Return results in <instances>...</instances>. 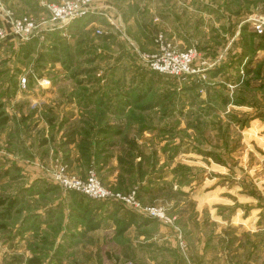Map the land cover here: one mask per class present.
Returning <instances> with one entry per match:
<instances>
[{"label":"rangeland","instance_id":"1","mask_svg":"<svg viewBox=\"0 0 264 264\" xmlns=\"http://www.w3.org/2000/svg\"><path fill=\"white\" fill-rule=\"evenodd\" d=\"M66 1L71 0H0L13 18L46 26L28 40L12 34L0 40V264L264 262L251 235L235 241L229 229H218L207 215L264 211V190L253 171L264 159V139L244 137L249 126L244 121L255 113L226 111L223 77L212 81L204 76L211 65L206 57L214 58L225 44L214 35V50H208L205 32L211 28L199 18L206 15L202 5L186 0L199 8L195 13L177 1L172 7L173 0H166L171 3L166 11L157 9L162 0H94L79 28L73 23L54 30L45 4ZM227 1L234 12H247L243 23L250 18L264 23V0ZM4 24L0 14V28L10 33ZM242 27L249 32L244 35L248 50L261 49L264 31ZM237 28L232 22L223 27L226 43ZM104 37H110L107 44ZM158 39L178 53L195 50L192 68L197 73L169 76L149 70L143 58L159 51ZM260 54L246 64L262 60L254 73L245 75L249 68L244 70L245 84L264 81ZM113 66L118 74L109 76ZM255 94L244 88L228 98L234 104L255 102L256 113L263 114L264 90L257 92L260 101ZM93 97L94 108L88 111L84 105ZM205 101L207 108H201ZM195 103L202 113L191 109ZM221 164H228L227 174L221 175ZM62 168L69 180L95 174L114 195H135L137 207L63 190L56 182ZM157 177L165 179L160 185L165 190L157 193L155 186L147 187L155 192L141 199L143 186ZM206 179L214 186L225 182V190L232 193L206 197L211 185ZM172 180L182 189L174 188ZM238 186L245 187L246 198ZM119 208L128 211L120 215L115 211ZM151 210L160 215L154 217ZM126 212L149 226L131 225L124 219ZM69 227L75 231L62 243ZM210 242L213 247L206 250Z\"/></svg>","mask_w":264,"mask_h":264},{"label":"crops","instance_id":"2","mask_svg":"<svg viewBox=\"0 0 264 264\" xmlns=\"http://www.w3.org/2000/svg\"><path fill=\"white\" fill-rule=\"evenodd\" d=\"M174 1H177V4L181 5L182 9L183 7L187 8L188 11H192L195 13H198V9L194 6H191V4L188 2V4L186 3V0H173L172 1V7H177V5L174 3ZM182 1V2H181ZM197 2L200 4V6L202 5V9L205 10L206 15L204 13L199 14V18L200 19H205L206 21H208L210 23V30H207L205 32L206 37L205 41H209L208 44H210L208 46V50H214L211 49V47L213 46V41L216 42L215 39H210L212 38L214 35H220L222 42H224L222 45H224L221 49L220 52H216L214 58L212 56H208L206 57V59H208V62L211 63V65H209L208 69H206L204 76L211 78L212 81H215L218 78H222L221 80L224 81V85L222 86V91L224 92V94H226L227 98H226V111L229 112V110L231 108H237L236 111H238L237 113L241 114L243 112H248V111H252L255 114L251 115L250 117H248V119H246L244 122L249 123V126L247 127V129L243 132L244 137H246V139L249 140H260L262 141V138L264 139V113L262 114V112L260 114H257L256 112H258L256 110V104L255 102H251V103H243V104H234L231 100V98H228L232 95H237L241 92L244 91L245 89L248 90H253L256 94V99L257 101H260L259 98L257 97V92L259 91H263L264 90V81L259 83L258 85H253L250 83H246L245 81H243V74H244V70L246 68L245 71V75H249L250 73H254L257 68H259L262 64V60H259L258 64H249L246 65L247 63H249V60L255 56L256 54H260V53H264V46L261 48L262 51L260 52L258 49L257 51L254 52H250L249 49V44L246 42V33L249 32H245L242 27L243 21L245 20V18H247V12L245 10H241L238 12H234V10H231V5L227 0H221L220 2L218 1H214V0H197ZM235 2V1H234ZM168 4V5H166ZM171 3L166 2V0H162L161 2L158 3L157 5V9L159 11L163 10H168L171 9L170 8ZM246 14V15H245ZM207 16V18H205ZM191 18V17H189ZM197 18V16H196ZM202 19V20H203ZM163 24L164 22L161 21ZM232 22V25H236L237 31L235 32L236 36L232 39V41H229V43H226V40L228 39V33H225L223 31V27L228 26V23ZM231 26V24H229ZM85 28V26L82 28V30ZM80 30V31H82ZM241 38L239 40H236L237 37ZM225 38V39H224ZM110 37H104L102 43L103 44H107V42H109ZM95 49V51L99 52V49L97 48H93ZM261 55V54H260ZM214 59V60H212ZM251 59V60H252ZM250 60V61H251ZM258 61V60H257ZM246 65V67H245ZM119 68L117 66H113V68L109 71V76H115L118 74V70ZM108 75V74H107ZM235 81V82H233ZM95 95V92L93 94V96ZM99 95V94H97ZM221 95V94H220ZM128 95H125L124 98H128ZM96 98V96H94ZM94 97L93 99L89 102V100H87V106L84 105V107H88V111L92 110V108H94ZM217 95L215 96V98L213 99V101L217 100ZM97 99V98H96ZM259 103V102H258ZM199 103H195L192 104L191 109L197 110L199 112H201L200 108H195L198 106ZM159 106V103L157 104ZM208 105L207 101L201 102L200 107L201 108H207L206 106ZM97 106V105H96ZM189 107V106H188ZM180 111V104H179V109L175 110V116H179V114L176 115V112ZM202 113V112H201ZM201 117V116H199ZM202 117H208V115H204ZM210 117V116H209ZM223 121L227 120L226 116H221L220 117ZM239 121V120H238ZM256 143H259L256 141ZM264 143V142H262ZM262 163L257 164L253 171L256 172L260 178H258V188L261 190H264V159H262ZM221 169H223L224 171L221 172V175L227 174L225 171H227L228 164H221L220 165ZM212 168V167H211ZM263 171V172H262ZM115 173L114 172V177H115ZM257 175V176H258ZM162 177H157L156 178V182L147 185V186H143V189L146 190V193L143 194L142 196H140V198H145L146 195H150L153 194L155 191L160 192L165 190L166 186H160L164 183V178L163 181L161 182ZM222 181L224 178V176H221L220 178ZM217 180V178H215V181ZM173 182V180H172ZM204 183H211L210 185V189L207 190L205 193L206 197H209L210 199H213L214 196L220 195L221 193L223 194H228V193H232L229 190H225V182H222L219 186H214V181L213 180H208L206 179L204 181ZM173 187L175 188L178 187V189H182L181 185L176 181L172 183ZM156 187V190H151L147 187ZM243 186V185H241ZM163 187V188H162ZM245 188V187H244ZM244 188L242 187H237L238 191L242 192V198H246L245 195V191ZM158 189V190H157ZM227 189V188H226ZM49 191H52L51 189ZM181 191V190H180ZM53 192H46L45 195L49 196L50 194H52ZM184 195L186 194V192H182ZM235 195V194H234ZM237 196V195H236ZM218 197V196H217ZM141 198V199H142ZM61 199L67 200V196L66 195H62ZM85 199V198H84ZM107 207V204L103 205L102 210H105V208ZM63 211V208H62ZM110 211V209H109ZM115 211H119L121 212L120 215L122 213H125V211L128 210H115ZM136 215V214H135ZM207 215H209L208 219H211L212 223L216 226H219L218 229H223V227H225L226 229H229V233L231 235H233L235 238V241H239V236L240 235H251L252 236V240L255 241V245L257 244L258 246H256L260 251H263V255L260 254L263 259H264V211H248V212H244V211H238V212H226V213H216V212H209L207 213ZM53 217V216H52ZM141 218L139 215L136 218H133L128 212H126V216H125V221L128 222V220L130 219L131 221V225H135L137 227H148L149 224L147 223H142L139 222L141 221ZM131 225H128L127 227H130ZM65 230V229H63ZM101 229L97 230L98 233ZM132 228L130 227L131 231ZM75 230L72 228H68L66 229L63 233H62V239L60 240L62 243H64L67 239L68 236H70ZM222 233V232H219ZM214 240V239H213ZM213 240L211 241L213 243ZM210 242V243H211ZM137 243V242H136ZM211 243L210 246H208L206 248V250H209L213 247V244ZM137 245V244H136ZM154 245H156V243H154ZM209 245V244H208ZM142 247V246H141ZM157 247V246H156ZM160 247V246H159ZM210 258V257H209ZM259 258V257H258ZM262 258H260V261H264ZM259 264H264V262H259Z\"/></svg>","mask_w":264,"mask_h":264},{"label":"built area","instance_id":"3","mask_svg":"<svg viewBox=\"0 0 264 264\" xmlns=\"http://www.w3.org/2000/svg\"><path fill=\"white\" fill-rule=\"evenodd\" d=\"M94 0H71L62 2L61 4H45L48 11L51 14V24H53L52 29L58 30L71 26L73 23L77 22L79 19L83 18L89 13V9L92 6ZM3 10L2 15L5 26L9 27V32L5 27L0 28V40L8 38L10 34L15 35L21 40H28L37 34H40L44 28H41L43 23L38 24L31 18L15 19L9 11H4L3 6L0 5ZM243 25L249 26L250 30L262 34L264 31V23L257 19H248ZM44 31V30H43ZM157 45H159V51L151 56L144 57V61L148 64L149 70L169 75V76H182V75H194L197 73L195 69L192 68L193 61L196 56V51L190 49L186 52H176L169 44H165L163 40H157ZM56 181L58 185L63 190H73L82 193L94 200L99 201H118L124 202L126 204H131L136 206L135 195L129 196V198H122L119 195H114L107 189L103 188L101 182L95 174H90L86 180L82 179H67L65 176V169L60 170ZM121 200V201H120ZM154 217L160 215L159 211H150Z\"/></svg>","mask_w":264,"mask_h":264},{"label":"trees","instance_id":"4","mask_svg":"<svg viewBox=\"0 0 264 264\" xmlns=\"http://www.w3.org/2000/svg\"><path fill=\"white\" fill-rule=\"evenodd\" d=\"M73 25H75L74 27H77V28H79L80 26V20L79 21H77V22H75ZM84 26H82L80 29H79V32H80V30H82V28H83ZM76 28V29H77Z\"/></svg>","mask_w":264,"mask_h":264}]
</instances>
